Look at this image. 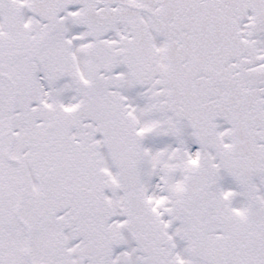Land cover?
<instances>
[{"label":"snow or ice","instance_id":"obj_1","mask_svg":"<svg viewBox=\"0 0 264 264\" xmlns=\"http://www.w3.org/2000/svg\"><path fill=\"white\" fill-rule=\"evenodd\" d=\"M0 264H264V0H0Z\"/></svg>","mask_w":264,"mask_h":264}]
</instances>
